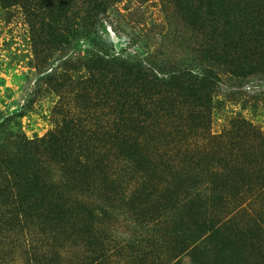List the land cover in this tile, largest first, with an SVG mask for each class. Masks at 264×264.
Returning <instances> with one entry per match:
<instances>
[{
	"label": "rangeland",
	"instance_id": "374dc122",
	"mask_svg": "<svg viewBox=\"0 0 264 264\" xmlns=\"http://www.w3.org/2000/svg\"><path fill=\"white\" fill-rule=\"evenodd\" d=\"M185 2L116 0L90 34L83 26L77 1L75 17L59 24L69 43L57 50L42 46L37 55L31 36L45 32L39 28L46 21L44 15L28 22V6L6 9L0 5V143L10 134L40 139L62 125L64 118L74 128H101V117L116 113L111 99L118 91L116 75L103 71L101 68L110 66L97 57L113 50L136 53L146 73L159 77L168 78L181 69L201 72L208 64L201 60L202 34L183 19ZM189 4L196 7L197 0H189ZM209 24H205L207 29ZM257 41L254 49L256 46L262 55L264 40L257 37ZM90 58L94 61L89 62ZM223 79L213 96L218 103L211 111L210 132L230 137L227 121L241 117L256 129L247 132L248 137L262 133L264 139V74L250 76L239 85ZM170 125L162 128L159 149L169 147L167 153L173 157L176 152L195 157L211 154L203 146L206 137L201 131L194 134V140L185 127L184 132L176 133ZM168 140L172 143L167 144ZM221 148L220 157L228 160L238 155L237 164L244 168L238 172L241 178L236 176L230 183L246 181L247 188H253L243 186L239 194L206 188L208 179L229 168L222 160H192L185 166L173 159L175 170L161 174L158 167L151 170L150 166L140 172L137 164L114 156L106 163L108 181L99 183L100 188L91 195L84 192L79 197L90 206L87 214L82 213L85 220L47 232L39 226L27 227L23 238L15 240L18 245H12L13 253L7 254V264H26L25 254L18 248L23 240L30 247L35 244L30 240H48L37 250L48 253L46 258L53 264H264V147L262 153L250 154H261L256 159L243 157L237 147ZM206 162L212 166L207 173L200 171ZM40 166L50 169L55 178L61 174L59 166L50 161L40 162ZM182 168L187 177L197 172V179L203 180L201 185L206 187L198 195L178 187L183 180H191L183 177ZM173 188L177 193L171 197Z\"/></svg>",
	"mask_w": 264,
	"mask_h": 264
},
{
	"label": "trees",
	"instance_id": "16d2710c",
	"mask_svg": "<svg viewBox=\"0 0 264 264\" xmlns=\"http://www.w3.org/2000/svg\"><path fill=\"white\" fill-rule=\"evenodd\" d=\"M77 1L81 5V19L86 32L94 34L107 8L116 0H0V5L6 9L28 6V22L35 16L44 15L46 21H42L39 28L45 32L41 36L39 33L31 36L37 55L42 46L45 50H57L61 44L69 43L59 30V24L68 23L75 17L73 8ZM263 3L264 0H197V6L191 8L189 0H186L183 19L188 26L197 28L202 34L201 60L208 61L201 72L192 74L181 69L168 78L159 77L151 72L146 73L136 53L132 56L113 50L111 54L97 57V60L110 66L101 68L103 71L116 75L115 90L118 91L115 99H111L116 113L102 116L100 121L104 125L101 128H74L64 118L62 125H56L40 139H28L17 134L3 138L0 143V264H7V254L13 253L12 250L18 245L15 240L23 238L22 231L25 234L27 227L39 226L41 231L47 232L82 223L85 220L82 213L87 214L90 206L79 197L84 192L91 195L93 190L100 188L99 183L108 181L106 163L114 156L137 164L140 172L145 173L150 166L151 170L158 167L156 171L161 174H171L175 170L173 159L185 162V166L191 165L192 160H222V163L230 164L229 168L220 176L213 178L211 175L207 187L201 185L203 180L197 179V172L187 177L184 168L183 177L191 180H183L178 187L196 195L205 187L211 192L226 190L237 194L243 186L248 189L246 181L230 183L241 178L238 172L244 168L237 164L238 155L229 156L228 160L220 157L223 151L221 147H237L238 151L243 152V157L256 159L261 154L255 157L250 154L263 152L262 133L248 137L247 132H253L255 127L245 119L236 117L227 121L232 136L223 138L222 133L212 134L211 111L218 103L217 100L213 101V96L223 78L239 85L250 76L264 74V49L262 55L256 46L254 49V44L259 43L257 37L264 40ZM206 22L210 23L208 29ZM181 109L185 112H181ZM174 110L178 112L173 115ZM165 124H171L176 133L184 132L185 127L194 140V134L201 131L206 137L203 146L211 149V154L195 157L176 152L175 158L167 153L169 147L159 149ZM166 142L171 144L172 140ZM243 147L245 150L241 149ZM218 150L219 157L216 155ZM45 160L59 166L61 174L57 178L50 169L40 166V162L44 163ZM209 164L206 162L205 169L200 171L207 173V169L212 167ZM161 174L155 173L154 176L158 178ZM176 193L173 188L169 194L172 197ZM45 241L48 240H30L35 242L32 247L24 240L19 242L18 248L24 252L26 264H53L51 258H46L48 253L37 250L46 246ZM13 244L15 246L12 248ZM27 246L29 249H26Z\"/></svg>",
	"mask_w": 264,
	"mask_h": 264
}]
</instances>
